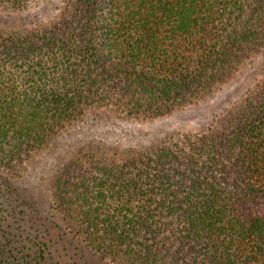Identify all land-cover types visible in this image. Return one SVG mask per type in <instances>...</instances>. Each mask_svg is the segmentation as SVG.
Here are the masks:
<instances>
[{"label": "trees", "instance_id": "trees-1", "mask_svg": "<svg viewBox=\"0 0 264 264\" xmlns=\"http://www.w3.org/2000/svg\"><path fill=\"white\" fill-rule=\"evenodd\" d=\"M35 1L0 0V18ZM54 11L38 28L0 22V160L94 115L100 138L54 177L88 248L116 264H264V0H60ZM183 111L206 126L159 140L153 128L145 147L105 143L111 128L138 137L126 124ZM35 239L34 250L0 246V264H47L48 240Z\"/></svg>", "mask_w": 264, "mask_h": 264}, {"label": "rangeland", "instance_id": "rangeland-1", "mask_svg": "<svg viewBox=\"0 0 264 264\" xmlns=\"http://www.w3.org/2000/svg\"><path fill=\"white\" fill-rule=\"evenodd\" d=\"M59 3L60 0H37L24 12L13 14L9 18H0V22L8 19L5 20L8 25L20 28L42 27L52 20L54 9ZM262 70L256 71L257 76L248 77L237 86L238 89L234 93L235 99L232 98L231 103L235 102L247 88L252 87L255 81L263 75ZM222 108L225 109L228 106L222 105ZM221 111L222 109L217 113ZM186 117L183 111L177 116L178 119L163 118L157 122L126 124L127 127L131 125L137 127L138 137L131 136L134 132L129 128L116 126L115 129H111L119 136L113 135L105 143L110 150L145 147L148 144L145 143L147 142L145 131L148 133L155 128L156 139L159 140L165 134L179 128L199 130L201 125L206 126L208 120L207 118L193 120L194 124H191L189 121L185 122ZM97 119L98 117L89 115L87 119L85 118L79 124L49 140L47 147L35 154L29 152L26 155H18L16 159L19 160H0V173L8 181V186L0 183V246L8 244L6 249L2 247L4 254L6 251L10 253L12 247L20 249L21 246H26L34 250L35 237L39 236L48 240L49 247L46 251H48L50 260L47 264H116L113 260L103 258L99 253L93 252L81 240L82 236H77L70 231L65 220V213L56 203L54 177L61 167L71 161L70 158L77 147L93 138H100L95 137L93 133V130L98 129ZM111 119L121 122L115 116H111ZM152 136L153 134L149 137ZM16 162L19 163V172L14 169ZM8 163L10 165L5 168V164Z\"/></svg>", "mask_w": 264, "mask_h": 264}]
</instances>
